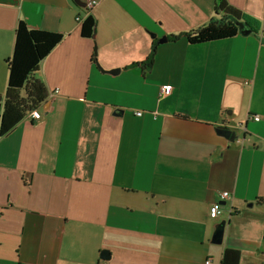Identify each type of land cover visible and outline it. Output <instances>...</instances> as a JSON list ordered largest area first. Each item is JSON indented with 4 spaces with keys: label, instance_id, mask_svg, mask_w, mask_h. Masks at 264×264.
<instances>
[{
    "label": "crops",
    "instance_id": "0c3cea01",
    "mask_svg": "<svg viewBox=\"0 0 264 264\" xmlns=\"http://www.w3.org/2000/svg\"><path fill=\"white\" fill-rule=\"evenodd\" d=\"M95 1L89 38L73 0H0V95L17 21L63 36L34 73L47 114L0 135V264H264L261 33L188 43L214 0ZM226 1L264 26V0Z\"/></svg>",
    "mask_w": 264,
    "mask_h": 264
},
{
    "label": "trees",
    "instance_id": "16d2710c",
    "mask_svg": "<svg viewBox=\"0 0 264 264\" xmlns=\"http://www.w3.org/2000/svg\"><path fill=\"white\" fill-rule=\"evenodd\" d=\"M214 14L209 22L185 34L188 43H203L233 37L237 34L261 33L264 40V26L247 12L232 6L226 0H214ZM79 9L87 14L81 19L80 34L92 38L95 19L86 6ZM242 24L244 28L240 26ZM172 38L176 36H171ZM63 38L55 31L29 28L24 20L17 21L14 29L13 49L8 62V79L4 94L0 95V135L9 132L32 109L39 108L48 99L44 82L34 75L40 62ZM155 46L147 57L150 66ZM241 255L236 248H225L218 264H239Z\"/></svg>",
    "mask_w": 264,
    "mask_h": 264
},
{
    "label": "water",
    "instance_id": "95a60500",
    "mask_svg": "<svg viewBox=\"0 0 264 264\" xmlns=\"http://www.w3.org/2000/svg\"><path fill=\"white\" fill-rule=\"evenodd\" d=\"M73 2L75 3V5H77L78 7H85L86 6V3L82 0H73ZM240 26L242 28H244V26L242 24H240ZM167 37L166 36H162L161 38L158 39V42H163V41H166ZM117 71H119V68H113V69H110V70H107V71H104V72H107V73H116ZM48 108H49V102L48 101H45L41 107H39V111H40V114L42 116H45L48 112ZM115 112H118L120 113L121 110L116 108L115 109ZM221 134H224L226 135L227 137H230L229 139H233L235 137V131H232L230 129H227L225 128V130L221 133ZM248 206L251 205V202H249L247 204ZM225 230V221L224 220H221L218 224H216L215 226V231H213V234H212V238H211V241L213 243H221L222 242V239H223V231ZM101 257H104V258H107L109 257V254L107 251H102L101 253Z\"/></svg>",
    "mask_w": 264,
    "mask_h": 264
},
{
    "label": "built area",
    "instance_id": "2783aa9c",
    "mask_svg": "<svg viewBox=\"0 0 264 264\" xmlns=\"http://www.w3.org/2000/svg\"><path fill=\"white\" fill-rule=\"evenodd\" d=\"M96 3H97V1H95V0H88L86 2V8H88L90 10L91 8H93L96 5ZM77 20L81 21V18L78 16ZM246 83H248V82H246ZM172 89H173V87L171 85L163 84L161 86V88H159L158 95L159 96H165V95L169 96L171 94V92H172ZM136 115H142V112L141 111H137ZM40 116H41V114H40L39 109L38 108H34V109L31 110L29 115H27L26 117H28L30 119H38ZM253 118L255 120H258L259 116L258 115H254ZM219 195H220L221 199L230 198L229 193L226 192L225 190L221 191ZM220 212H221L220 202L219 201L214 202L209 208V217L215 218L216 216H218L220 214ZM203 264H211V260L206 258V260H205V262H203Z\"/></svg>",
    "mask_w": 264,
    "mask_h": 264
},
{
    "label": "rangeland",
    "instance_id": "374dc122",
    "mask_svg": "<svg viewBox=\"0 0 264 264\" xmlns=\"http://www.w3.org/2000/svg\"><path fill=\"white\" fill-rule=\"evenodd\" d=\"M248 82V81H247ZM225 227L227 228V222L225 221Z\"/></svg>",
    "mask_w": 264,
    "mask_h": 264
}]
</instances>
